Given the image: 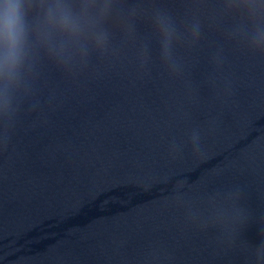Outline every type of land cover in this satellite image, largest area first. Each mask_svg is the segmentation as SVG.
<instances>
[{
  "label": "water",
  "instance_id": "1",
  "mask_svg": "<svg viewBox=\"0 0 264 264\" xmlns=\"http://www.w3.org/2000/svg\"><path fill=\"white\" fill-rule=\"evenodd\" d=\"M0 0V264H264V0Z\"/></svg>",
  "mask_w": 264,
  "mask_h": 264
},
{
  "label": "clouds",
  "instance_id": "2",
  "mask_svg": "<svg viewBox=\"0 0 264 264\" xmlns=\"http://www.w3.org/2000/svg\"><path fill=\"white\" fill-rule=\"evenodd\" d=\"M18 17H19V12L17 5L12 3L11 0H9V3L6 4L3 11V22L6 30L10 32L15 30Z\"/></svg>",
  "mask_w": 264,
  "mask_h": 264
}]
</instances>
